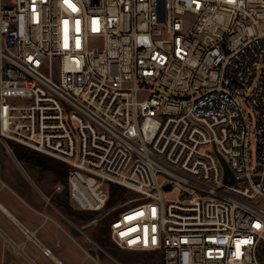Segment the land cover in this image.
Wrapping results in <instances>:
<instances>
[{
    "label": "built area",
    "instance_id": "1",
    "mask_svg": "<svg viewBox=\"0 0 264 264\" xmlns=\"http://www.w3.org/2000/svg\"><path fill=\"white\" fill-rule=\"evenodd\" d=\"M0 143L66 164L121 250L264 264V0H0Z\"/></svg>",
    "mask_w": 264,
    "mask_h": 264
},
{
    "label": "crops",
    "instance_id": "2",
    "mask_svg": "<svg viewBox=\"0 0 264 264\" xmlns=\"http://www.w3.org/2000/svg\"><path fill=\"white\" fill-rule=\"evenodd\" d=\"M10 178L0 170V205L5 210L0 208V264H110L93 250L83 232L72 227L67 218L71 216L57 199L63 213L53 209L39 187L41 200L32 199ZM43 249H49L50 255H43Z\"/></svg>",
    "mask_w": 264,
    "mask_h": 264
},
{
    "label": "rangeland",
    "instance_id": "3",
    "mask_svg": "<svg viewBox=\"0 0 264 264\" xmlns=\"http://www.w3.org/2000/svg\"><path fill=\"white\" fill-rule=\"evenodd\" d=\"M255 83H252L251 88H254ZM246 95H250L249 91H246ZM245 112L249 121V162L252 172L257 169V158H256V111L248 106H244ZM10 146L7 147L0 143V170L3 174L10 176L11 182L14 181L19 186L24 187L29 193L32 199L41 200V195L39 194L37 188L45 194V196L50 198L51 205L53 209L62 212V210L57 206L56 199L67 201L69 206L77 211L74 205L71 203L68 195L67 186L63 181H56L51 173H40L37 169L28 167L25 164L20 163L17 166L13 156L14 153L8 152ZM12 150V149H11ZM15 157V156H14ZM2 159V160H1ZM16 159V158H15ZM17 160V159H16ZM11 174V175H10ZM30 176V177H29ZM17 185V186H18ZM60 187V191H57V187ZM37 187V188H36ZM135 195H130V198H134ZM176 198V193L164 194V202H170ZM117 203L113 204L111 207L115 206ZM252 204L264 209V198L256 197L252 200ZM109 207V206H108ZM109 207V208H111ZM63 213V212H62ZM84 215L91 214L90 212H82ZM92 215L91 221H83L74 217H67L71 222L73 228L79 229L83 232L89 241L92 242L91 246L93 250L99 255L100 258L108 261L110 264H158L157 257L155 255L143 252H132L119 249L115 246L111 240L108 238L106 241V246L104 248L100 247L96 243V233L101 226H104L107 221L111 218L114 213L107 214L106 211L97 212Z\"/></svg>",
    "mask_w": 264,
    "mask_h": 264
},
{
    "label": "trees",
    "instance_id": "4",
    "mask_svg": "<svg viewBox=\"0 0 264 264\" xmlns=\"http://www.w3.org/2000/svg\"><path fill=\"white\" fill-rule=\"evenodd\" d=\"M15 158L18 162L27 165L28 167L37 169L40 173H51L56 181H65L68 174V166L60 161L53 158L47 157L40 153H37L29 148L21 146L15 143H9ZM110 200L109 207L113 204L124 200L127 197V193L124 189L110 185ZM58 206L63 210V212L71 217L81 219L83 221H91L92 215L94 213L84 215L82 212L74 211L68 204L67 201H62L57 199ZM109 238L108 234V223L101 226L96 233V243L104 248Z\"/></svg>",
    "mask_w": 264,
    "mask_h": 264
},
{
    "label": "water",
    "instance_id": "5",
    "mask_svg": "<svg viewBox=\"0 0 264 264\" xmlns=\"http://www.w3.org/2000/svg\"><path fill=\"white\" fill-rule=\"evenodd\" d=\"M223 168H224V182L227 185H231L234 184L236 182V180L234 179V177L232 176L231 172L228 170V168L226 167V165L222 162ZM169 186H166L165 189H169Z\"/></svg>",
    "mask_w": 264,
    "mask_h": 264
},
{
    "label": "snow or ice",
    "instance_id": "6",
    "mask_svg": "<svg viewBox=\"0 0 264 264\" xmlns=\"http://www.w3.org/2000/svg\"><path fill=\"white\" fill-rule=\"evenodd\" d=\"M65 2L67 3L68 0H65ZM69 7H72L74 11L76 10L75 7L72 4H70V3H69ZM65 23H67V22H65ZM153 212H155V209H153ZM137 215H142V213L141 214H137ZM129 219H131V218H129ZM257 227H259V225H257ZM122 235H123V233H122Z\"/></svg>",
    "mask_w": 264,
    "mask_h": 264
},
{
    "label": "bare ground",
    "instance_id": "7",
    "mask_svg": "<svg viewBox=\"0 0 264 264\" xmlns=\"http://www.w3.org/2000/svg\"><path fill=\"white\" fill-rule=\"evenodd\" d=\"M0 208H1L3 211H5L4 208H3L1 205H0ZM2 210H1V211H2ZM4 213H5V212H4Z\"/></svg>",
    "mask_w": 264,
    "mask_h": 264
}]
</instances>
